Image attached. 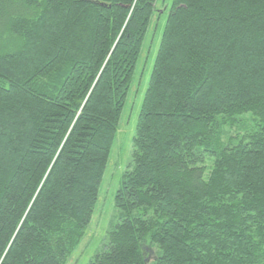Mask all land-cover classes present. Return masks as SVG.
<instances>
[{
  "label": "trees",
  "instance_id": "1",
  "mask_svg": "<svg viewBox=\"0 0 264 264\" xmlns=\"http://www.w3.org/2000/svg\"><path fill=\"white\" fill-rule=\"evenodd\" d=\"M154 6L0 0V264H64L81 240ZM166 15L89 264H264V0ZM244 115L255 129L224 143Z\"/></svg>",
  "mask_w": 264,
  "mask_h": 264
},
{
  "label": "rangeland",
  "instance_id": "2",
  "mask_svg": "<svg viewBox=\"0 0 264 264\" xmlns=\"http://www.w3.org/2000/svg\"><path fill=\"white\" fill-rule=\"evenodd\" d=\"M171 3L172 0H155L154 13L136 64L91 221L64 264H89L94 255L106 244L107 234L112 226L121 218L114 207V196L122 175L131 163L136 122ZM254 124L251 116H241L231 128L226 126L221 140L235 145L238 136L255 129ZM155 252L156 250L153 249V253Z\"/></svg>",
  "mask_w": 264,
  "mask_h": 264
}]
</instances>
